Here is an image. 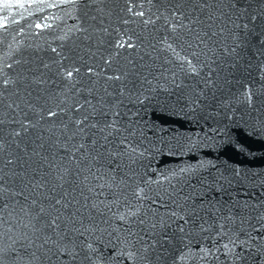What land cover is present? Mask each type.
Segmentation results:
<instances>
[{"label": "water", "instance_id": "water-1", "mask_svg": "<svg viewBox=\"0 0 264 264\" xmlns=\"http://www.w3.org/2000/svg\"><path fill=\"white\" fill-rule=\"evenodd\" d=\"M0 264H264V0H0Z\"/></svg>", "mask_w": 264, "mask_h": 264}]
</instances>
